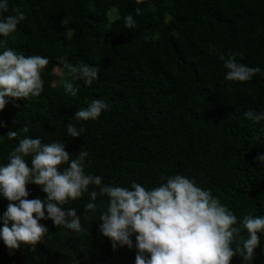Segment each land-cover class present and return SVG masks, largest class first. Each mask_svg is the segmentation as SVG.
Masks as SVG:
<instances>
[{
  "label": "trees",
  "instance_id": "obj_1",
  "mask_svg": "<svg viewBox=\"0 0 264 264\" xmlns=\"http://www.w3.org/2000/svg\"><path fill=\"white\" fill-rule=\"evenodd\" d=\"M8 4L5 15L19 8L27 18L11 36L0 37L7 41L0 52L7 47L25 56H45L49 64L42 70L39 95L10 101L0 110L6 125L0 127V165L17 144L4 135L11 128L17 139L63 143L72 158L87 151L85 173L103 177L105 184L130 186L135 181L151 189L180 174L210 189L238 219L249 212L264 215V166L254 159L264 154V121L256 124L243 115L264 112V0ZM128 14L137 22L132 29L124 26ZM232 52L243 53L237 60L261 71L247 82L225 80L218 54ZM81 64L99 69L91 86L68 68ZM69 82L78 89L76 96L65 92ZM93 99L105 101L108 109L94 120L73 119ZM67 124L82 129L79 138L68 135ZM26 160L30 164L31 156ZM27 188L29 199L46 195L39 186ZM88 202L85 194L64 205L77 210L81 231L41 220L48 233L35 248L21 246L10 255L0 240V264H135L134 247L113 251L97 230L107 197H97L95 212L85 209ZM7 203L0 196V215ZM258 235L251 264H264V233ZM132 239L135 243L134 235ZM230 264H242V258L234 256Z\"/></svg>",
  "mask_w": 264,
  "mask_h": 264
},
{
  "label": "clouds",
  "instance_id": "obj_2",
  "mask_svg": "<svg viewBox=\"0 0 264 264\" xmlns=\"http://www.w3.org/2000/svg\"><path fill=\"white\" fill-rule=\"evenodd\" d=\"M8 12V0H0V37L11 36L18 24L27 18L19 8L5 15ZM136 14H140L139 8ZM123 20L126 28L136 26L132 14ZM6 43L0 40V44ZM238 56L242 57L243 53L218 54L226 70L224 79L250 81L261 69L241 63ZM60 59L66 63V58ZM48 64V57L25 56L4 48L0 52V110L10 101L39 95L44 83L42 70ZM68 68L87 86L99 76V69L92 65H68ZM64 90L71 96L78 92L71 82L64 85ZM108 107L105 101L93 99L86 108L74 112L73 119H97ZM243 115L256 124L264 121V112L247 110ZM5 126L0 120V127ZM66 128L70 137H80L82 129L72 124H67ZM22 131L27 133L28 126ZM4 135L9 140H17L16 147L8 154V162L0 165V196L8 201L6 210L0 215V240L10 255L21 246L35 248L39 244L48 233L41 220H51L55 227L81 231L77 210L64 205L88 194L90 202L85 209L91 212L97 210L98 196L107 197L97 230L109 239L113 251L118 246L134 247L135 264H230L237 255L242 258V264H251L254 250L260 245L258 234L264 233V215L255 216L249 212L238 219L210 189L201 188L193 179L180 174L167 177L166 182L151 189L135 181L130 186L105 184L103 177L85 173L87 151L72 158L63 143H43L39 137L29 136L17 139L18 132L11 128ZM29 156L30 164L26 160ZM254 159L264 166V154ZM62 165L65 167L61 168ZM28 184L39 186L46 194L44 198L29 199ZM90 186H95L94 190L89 191ZM243 232L247 233L246 237ZM234 243L235 248L232 247Z\"/></svg>",
  "mask_w": 264,
  "mask_h": 264
},
{
  "label": "rangeland",
  "instance_id": "obj_3",
  "mask_svg": "<svg viewBox=\"0 0 264 264\" xmlns=\"http://www.w3.org/2000/svg\"><path fill=\"white\" fill-rule=\"evenodd\" d=\"M52 72H53V75H54V76H57V74H58V70H57V68H53Z\"/></svg>",
  "mask_w": 264,
  "mask_h": 264
}]
</instances>
